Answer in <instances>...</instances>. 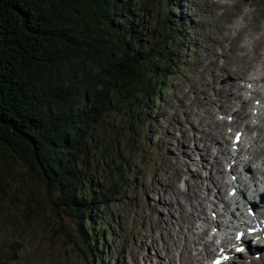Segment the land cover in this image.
Returning <instances> with one entry per match:
<instances>
[{
	"label": "trees",
	"instance_id": "16d2710c",
	"mask_svg": "<svg viewBox=\"0 0 264 264\" xmlns=\"http://www.w3.org/2000/svg\"><path fill=\"white\" fill-rule=\"evenodd\" d=\"M175 8L172 0H0V157L30 163L52 211L76 229H59L62 242L86 264H121L120 254L105 261L101 229L112 200L135 182L108 120L127 116L142 129L144 106L183 63ZM22 209L30 218L29 204Z\"/></svg>",
	"mask_w": 264,
	"mask_h": 264
},
{
	"label": "rangeland",
	"instance_id": "374dc122",
	"mask_svg": "<svg viewBox=\"0 0 264 264\" xmlns=\"http://www.w3.org/2000/svg\"><path fill=\"white\" fill-rule=\"evenodd\" d=\"M244 1L172 0L176 6L173 11L176 22L183 31L177 36L181 38L178 43L183 64L161 91L160 100L149 108L151 114L146 115V119L151 123L143 133L141 127L137 130L131 127L132 118L127 116L108 120L117 130L114 134L123 137L121 152L129 160L135 183L121 188L125 190L112 200L110 218L105 217L108 225L101 229L108 248L103 253L105 261L115 262L120 253L121 264H179L210 230L206 226L200 233L196 226L199 216L207 218L206 206L210 202L207 198H214L213 190L218 187L203 177L193 178L199 175V170L201 175L206 174V169L198 165L196 154L201 156L203 147L208 162L214 165V174L219 175L224 158L217 152L216 142L208 144L209 136L205 131H216L212 122L217 112L226 113L245 101L240 79L254 74V70L264 73V0L261 3ZM242 11L243 19L240 17ZM84 17L86 22V13ZM237 23L241 28L232 36L231 31ZM81 32L85 33L83 26ZM246 37L253 49L249 53L241 48ZM224 61L226 64L222 66ZM261 67V71L258 70ZM221 69L226 72L215 75ZM261 84H264V77L260 79L259 88ZM225 87L233 89L232 92L223 102L216 101L212 95ZM205 88H208L207 94L200 97L199 91L204 92ZM249 109V103L244 102L242 115ZM185 113L190 122L184 120ZM260 131L261 139L256 149H261L264 143V131ZM132 133L144 139L146 149L141 147L143 151H138L132 146L124 149L127 135ZM194 139L200 144V152L184 158L183 146L193 148ZM108 140L106 133L105 142ZM258 157L254 155L253 161ZM51 199L30 163L24 160L13 163L10 157H0V261L3 264H86L73 242H62L64 237L59 229L65 225L63 230L72 236L76 229L68 220H59L52 211ZM27 204L31 209L30 218L22 209ZM192 212L196 215L190 220Z\"/></svg>",
	"mask_w": 264,
	"mask_h": 264
},
{
	"label": "bare ground",
	"instance_id": "6f19581e",
	"mask_svg": "<svg viewBox=\"0 0 264 264\" xmlns=\"http://www.w3.org/2000/svg\"><path fill=\"white\" fill-rule=\"evenodd\" d=\"M253 81H255V83L257 82L255 79H253ZM254 86H255V84H254ZM246 103V102H245ZM234 123H238V121H236V122H234ZM220 124H222V123H220ZM206 134V133H205ZM221 136H222V138L224 139V144H222L221 145V148H222V150H223V152L228 156V150H227V147H226V140H225V133L224 132H221ZM213 139H215V138H213ZM249 139H252L251 138V136H249ZM217 141H218V139H217ZM252 141H254V145H253V148H254V151H253V160H254V155H257V156H261V153H262V158H261V160H264V150L261 148V149H256L257 148V146H259L258 145V141L259 140H252ZM218 143V142H217ZM209 146V145H208ZM208 149V148H207ZM210 149V148H209ZM258 152V153H257ZM255 153V154H254ZM206 154V153H205ZM218 162V161H217ZM216 164V163H215ZM250 164V162H248V165ZM216 166V165H215ZM260 171H261V174H264V166H260ZM218 172V171H217ZM223 174H222V171H221V174H220V177L221 178H223ZM211 180L213 181V182H216L217 180H216V178H215V176L213 175V174H211ZM187 194V193H186ZM189 195H187V197H188ZM208 197V196H207ZM224 197V195H221V198H223ZM186 198V197H185ZM204 200H205V198H204ZM180 202V201H179ZM203 206V205H202ZM188 219H194V215L192 216V217H189ZM204 222L205 223H207L208 222V219L207 218H204ZM191 224V223H190ZM172 231V230H171ZM173 232V231H172ZM170 233V232H169ZM193 233H195L194 231H193ZM163 242L165 243L166 241H165V238L163 237ZM210 243V245L209 246H211L212 245V242H207V246H208V244ZM168 248V247H167ZM211 252V250L210 251H206L205 252V255H207L208 256V254ZM205 255H201L200 256V258H198V262L199 261H201V259H204L205 258ZM175 260V259H174ZM192 263H195V262H192ZM243 264H248V263H243ZM251 264H257L256 262L255 263H251ZM258 264H263L262 262H258Z\"/></svg>",
	"mask_w": 264,
	"mask_h": 264
},
{
	"label": "snow or ice",
	"instance_id": "6c2138e0",
	"mask_svg": "<svg viewBox=\"0 0 264 264\" xmlns=\"http://www.w3.org/2000/svg\"><path fill=\"white\" fill-rule=\"evenodd\" d=\"M249 211H251V209H249ZM243 236V233H240V234H238L237 236H236V239L237 240H240L241 239V237ZM237 251H243L244 249L243 248H237L236 249ZM224 259H228V257H223ZM217 264H219V261H217Z\"/></svg>",
	"mask_w": 264,
	"mask_h": 264
}]
</instances>
